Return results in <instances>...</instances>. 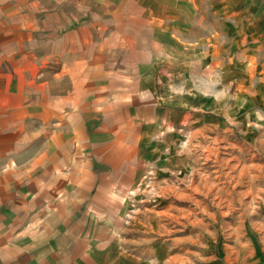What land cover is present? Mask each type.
<instances>
[{"label": "crops", "instance_id": "0c3cea01", "mask_svg": "<svg viewBox=\"0 0 264 264\" xmlns=\"http://www.w3.org/2000/svg\"><path fill=\"white\" fill-rule=\"evenodd\" d=\"M159 4L0 0V264H112L129 195L160 184L147 168L159 176L181 149L175 167L193 170L185 145L201 143L203 118L158 96L156 66L175 43ZM233 57L221 61L226 78L249 83Z\"/></svg>", "mask_w": 264, "mask_h": 264}, {"label": "rangeland", "instance_id": "374dc122", "mask_svg": "<svg viewBox=\"0 0 264 264\" xmlns=\"http://www.w3.org/2000/svg\"><path fill=\"white\" fill-rule=\"evenodd\" d=\"M158 1L165 35L175 41V53L166 50L156 66L163 84L158 96L197 106L203 134L200 144L185 145L189 156L195 150L188 165L193 170L175 167L181 149L171 153L172 166L160 165L159 176L147 168L144 179L160 184L153 191L143 184L129 195L112 264H264V196L256 189L264 180L248 168L264 163V0ZM183 52L186 60L178 59ZM206 56L215 58L196 66L193 58ZM233 56L244 62L235 64L249 83L247 76L234 84L235 78H226L221 61L237 60Z\"/></svg>", "mask_w": 264, "mask_h": 264}]
</instances>
